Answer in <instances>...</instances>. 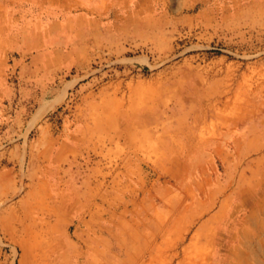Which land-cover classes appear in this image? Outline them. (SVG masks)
<instances>
[{"label":"rangeland","instance_id":"1","mask_svg":"<svg viewBox=\"0 0 264 264\" xmlns=\"http://www.w3.org/2000/svg\"><path fill=\"white\" fill-rule=\"evenodd\" d=\"M0 264H264V0H0Z\"/></svg>","mask_w":264,"mask_h":264}]
</instances>
